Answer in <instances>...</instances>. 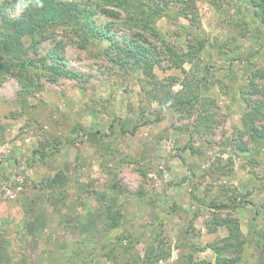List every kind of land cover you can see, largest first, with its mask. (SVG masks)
<instances>
[{
  "label": "rangeland",
  "instance_id": "1",
  "mask_svg": "<svg viewBox=\"0 0 264 264\" xmlns=\"http://www.w3.org/2000/svg\"><path fill=\"white\" fill-rule=\"evenodd\" d=\"M74 1L119 52L53 28L29 54H59L77 77L0 59V264H217L209 245L232 218L242 247L220 256L264 264V138L231 140L249 109L241 91L264 102V0H130L128 13ZM140 42L150 76L131 58ZM255 120L263 129L264 105Z\"/></svg>",
  "mask_w": 264,
  "mask_h": 264
},
{
  "label": "trees",
  "instance_id": "2",
  "mask_svg": "<svg viewBox=\"0 0 264 264\" xmlns=\"http://www.w3.org/2000/svg\"><path fill=\"white\" fill-rule=\"evenodd\" d=\"M116 3L120 8L128 13L130 0H117ZM129 3V4H128ZM15 4L19 6L20 11L18 16H11L7 13V5ZM92 7V4L87 3ZM99 12V11H98ZM100 13L109 17L118 19V13L114 11L100 10ZM130 13V11H129ZM108 23L94 24L90 8L88 9L84 3L76 2L74 0H0V59L3 58L2 65L8 70L18 69L23 73L32 72L35 68L47 69L49 73L67 77H77L78 74L71 69L63 67L62 57L59 54L52 55V58L59 61L47 60V55L41 57H31L29 50L33 52L37 49V44L46 39L49 35L50 29L63 28L70 29L74 34H78L84 39L94 41H105L108 53L117 51L120 48V43L114 37V34L109 32ZM32 40L31 44L27 45V41ZM135 49H129L132 52L131 58L140 64L143 73L147 76L151 75L152 65L147 57L148 46L145 43L133 44ZM203 41H200V46ZM79 46L85 48L86 44L80 42ZM171 57L174 59L183 60L184 53H175L168 49ZM40 63V66L38 65ZM53 78V76H51ZM250 92H257V85L254 81L249 82ZM242 97L246 101L249 109L244 113L242 129L238 134L231 138L233 146L237 149L246 150L248 143L242 141L243 135H250L264 138V126L260 129L257 125L255 117L257 113L261 112L264 102L258 103L250 99L249 93L246 94L241 91ZM0 130L3 126L0 124ZM58 181H61L60 174H57ZM122 212L117 210L115 213H108V226L115 227L121 222ZM224 225L228 231L226 237L220 240L221 245L216 242L211 243L218 255L216 258L217 264L230 263L233 259L225 258L221 255V249L237 248L241 249L242 239L240 238V228L237 219H226L220 223ZM264 252V247H263Z\"/></svg>",
  "mask_w": 264,
  "mask_h": 264
}]
</instances>
